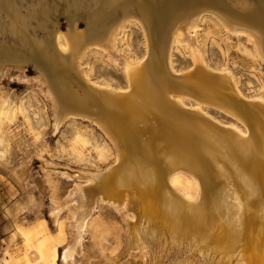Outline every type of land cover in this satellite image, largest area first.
Here are the masks:
<instances>
[{"label": "bare ground", "instance_id": "1", "mask_svg": "<svg viewBox=\"0 0 264 264\" xmlns=\"http://www.w3.org/2000/svg\"><path fill=\"white\" fill-rule=\"evenodd\" d=\"M207 13L228 33L244 34L264 64V0H0V74L31 66L53 130L68 117L90 120L114 153L101 172H78L85 184L50 204L54 224L68 212L63 264L80 251L96 196L133 211L135 221L125 217L127 248L141 257L150 240L219 264H264V102L246 100L231 75L211 70L196 53L188 72L172 65L174 42ZM127 22L139 27L145 55L124 60V90L98 85L81 67L85 53L112 51ZM203 106L231 116L245 132L222 126ZM179 173L193 181L192 196L174 184ZM108 262L116 261L89 264Z\"/></svg>", "mask_w": 264, "mask_h": 264}, {"label": "rangeland", "instance_id": "2", "mask_svg": "<svg viewBox=\"0 0 264 264\" xmlns=\"http://www.w3.org/2000/svg\"><path fill=\"white\" fill-rule=\"evenodd\" d=\"M66 27L64 19H59V28ZM114 47L110 52L89 48L81 67L94 83L124 90L121 66L145 55L139 27L134 22L122 25ZM195 53L211 70L231 75L246 100L264 102V64L244 34L228 33L211 14H203L174 42L171 60L176 73L192 69ZM36 76L31 66L22 71L7 67L0 74V264H63L61 254L69 242L68 212H61L54 224L50 204L64 202L75 185L85 184L75 177L78 172H101L114 162L109 140L90 120L68 117L53 130L51 109ZM184 104L189 107L193 102L184 100ZM202 110L222 126L245 132L218 109L203 106ZM183 174H177L173 182L192 196L194 183ZM98 199L71 264L106 258L116 262L104 264H219L186 247L150 240L141 257L136 249L127 248L126 220L135 221L133 211L101 204Z\"/></svg>", "mask_w": 264, "mask_h": 264}]
</instances>
